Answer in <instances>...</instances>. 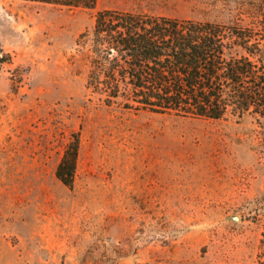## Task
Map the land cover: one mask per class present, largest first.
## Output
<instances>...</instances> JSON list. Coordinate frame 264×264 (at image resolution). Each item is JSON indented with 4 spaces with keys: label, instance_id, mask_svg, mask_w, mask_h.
Instances as JSON below:
<instances>
[{
    "label": "rangeland",
    "instance_id": "374dc122",
    "mask_svg": "<svg viewBox=\"0 0 264 264\" xmlns=\"http://www.w3.org/2000/svg\"><path fill=\"white\" fill-rule=\"evenodd\" d=\"M240 3L0 0V264H264L261 121L107 106L77 45L103 10L246 25Z\"/></svg>",
    "mask_w": 264,
    "mask_h": 264
},
{
    "label": "trees",
    "instance_id": "16d2710c",
    "mask_svg": "<svg viewBox=\"0 0 264 264\" xmlns=\"http://www.w3.org/2000/svg\"><path fill=\"white\" fill-rule=\"evenodd\" d=\"M20 1L69 8L97 3ZM239 13L246 25L100 11L77 40L89 61L86 89L107 106L208 120L251 115L264 125V0H241ZM78 153L76 137L57 169L70 188Z\"/></svg>",
    "mask_w": 264,
    "mask_h": 264
}]
</instances>
